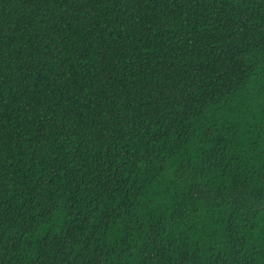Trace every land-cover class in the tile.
<instances>
[{"label": "trees", "instance_id": "obj_1", "mask_svg": "<svg viewBox=\"0 0 264 264\" xmlns=\"http://www.w3.org/2000/svg\"><path fill=\"white\" fill-rule=\"evenodd\" d=\"M0 264H264V0H0Z\"/></svg>", "mask_w": 264, "mask_h": 264}]
</instances>
